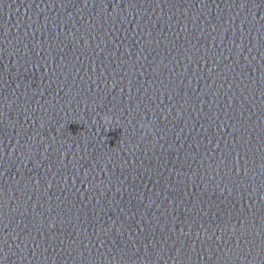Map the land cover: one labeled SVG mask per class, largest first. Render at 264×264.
Listing matches in <instances>:
<instances>
[{
    "label": "water",
    "instance_id": "water-1",
    "mask_svg": "<svg viewBox=\"0 0 264 264\" xmlns=\"http://www.w3.org/2000/svg\"><path fill=\"white\" fill-rule=\"evenodd\" d=\"M0 264H264V0H0Z\"/></svg>",
    "mask_w": 264,
    "mask_h": 264
},
{
    "label": "clouds",
    "instance_id": "clouds-1",
    "mask_svg": "<svg viewBox=\"0 0 264 264\" xmlns=\"http://www.w3.org/2000/svg\"><path fill=\"white\" fill-rule=\"evenodd\" d=\"M105 119H110V117H107V116H106ZM145 127H147V125H145Z\"/></svg>",
    "mask_w": 264,
    "mask_h": 264
}]
</instances>
